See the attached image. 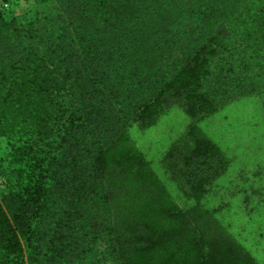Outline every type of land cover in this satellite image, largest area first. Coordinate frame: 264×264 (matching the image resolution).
I'll return each mask as SVG.
<instances>
[{
	"label": "trees",
	"instance_id": "trees-1",
	"mask_svg": "<svg viewBox=\"0 0 264 264\" xmlns=\"http://www.w3.org/2000/svg\"><path fill=\"white\" fill-rule=\"evenodd\" d=\"M26 7L0 10V264H256L206 210L171 208L120 148L171 104L196 118L264 97V0ZM208 152L187 131L162 165L197 184L222 173Z\"/></svg>",
	"mask_w": 264,
	"mask_h": 264
},
{
	"label": "rangeland",
	"instance_id": "rangeland-1",
	"mask_svg": "<svg viewBox=\"0 0 264 264\" xmlns=\"http://www.w3.org/2000/svg\"><path fill=\"white\" fill-rule=\"evenodd\" d=\"M9 9L20 16L27 7L15 0ZM187 131L203 151L219 152L225 162L222 173L213 179L181 187L164 169L162 157ZM126 134L127 142L120 149H136L171 208L206 210L256 264H264V97L247 94L196 118L171 104L154 123L133 126ZM4 189L0 177V197ZM195 217L191 215L193 221ZM217 240L214 235L209 242L214 245Z\"/></svg>",
	"mask_w": 264,
	"mask_h": 264
},
{
	"label": "built area",
	"instance_id": "built-area-1",
	"mask_svg": "<svg viewBox=\"0 0 264 264\" xmlns=\"http://www.w3.org/2000/svg\"><path fill=\"white\" fill-rule=\"evenodd\" d=\"M12 1H15V0H0L1 9H9ZM16 1L20 2V4H23L25 6H29V5L34 4L36 0H16Z\"/></svg>",
	"mask_w": 264,
	"mask_h": 264
}]
</instances>
